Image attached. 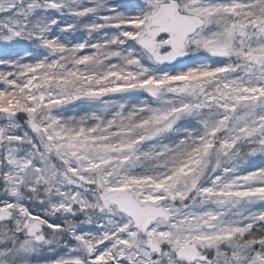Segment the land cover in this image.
<instances>
[{
    "label": "snow or ice",
    "instance_id": "6c2138e0",
    "mask_svg": "<svg viewBox=\"0 0 264 264\" xmlns=\"http://www.w3.org/2000/svg\"><path fill=\"white\" fill-rule=\"evenodd\" d=\"M0 264H264V0H0Z\"/></svg>",
    "mask_w": 264,
    "mask_h": 264
},
{
    "label": "trees",
    "instance_id": "16d2710c",
    "mask_svg": "<svg viewBox=\"0 0 264 264\" xmlns=\"http://www.w3.org/2000/svg\"><path fill=\"white\" fill-rule=\"evenodd\" d=\"M83 34H78V38L80 37V36H82Z\"/></svg>",
    "mask_w": 264,
    "mask_h": 264
},
{
    "label": "rangeland",
    "instance_id": "374dc122",
    "mask_svg": "<svg viewBox=\"0 0 264 264\" xmlns=\"http://www.w3.org/2000/svg\"><path fill=\"white\" fill-rule=\"evenodd\" d=\"M142 99V98H141Z\"/></svg>",
    "mask_w": 264,
    "mask_h": 264
}]
</instances>
